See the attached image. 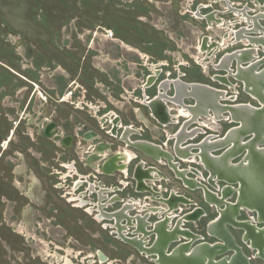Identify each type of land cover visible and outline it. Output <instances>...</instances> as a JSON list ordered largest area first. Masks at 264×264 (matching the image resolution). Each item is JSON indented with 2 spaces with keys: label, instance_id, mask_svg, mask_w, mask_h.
Instances as JSON below:
<instances>
[{
  "label": "flooded vegetation",
  "instance_id": "1",
  "mask_svg": "<svg viewBox=\"0 0 264 264\" xmlns=\"http://www.w3.org/2000/svg\"><path fill=\"white\" fill-rule=\"evenodd\" d=\"M195 1H190V8L183 14L196 10ZM214 1L216 5L208 7V11H204L206 2H197L198 14L205 19H215L223 36L230 37V42L222 47L219 42L199 45L203 47V50L197 48L203 57L205 52L213 54L204 57L211 59L205 65L198 60L197 64L202 70L209 65L224 70V73H210L212 82L231 84L230 77H233L244 82L253 95L255 77L251 60H262L255 72L264 69V54L258 53L264 48V0ZM243 41L245 44L236 46ZM255 42L259 46L256 51ZM254 52L256 58L251 59ZM137 53L140 57L141 53ZM147 59L152 68L145 74L144 90L149 93L143 91V99L142 88L134 89L138 92L136 101L147 106V117L140 113V107L133 106L130 113H124L109 109L105 103L95 114L88 111L89 115L84 119L94 120L96 127L86 121L82 123L76 114H70L68 119L69 133L61 134L59 125L53 120L43 123L41 135L65 149L57 152L58 157H53L52 174L59 181L65 178L69 182L56 186L60 188L53 194L47 191V195L31 198L29 193L25 194L27 204L31 205L30 200L37 204L27 207L23 212L25 218L32 217L38 222L36 224L42 223L34 226L36 234L32 223H24L27 229L33 227L24 231L25 236L30 235L31 240L35 237L39 244H53L55 253L50 252L46 256L48 259L50 255L60 259L58 256L69 249L71 259H67L72 260L71 264H139L142 261L161 264L158 261L160 253L178 252L177 255L183 257L197 246L220 243L222 238L218 233L230 240H223L228 250L203 253L202 258L207 261L230 260L236 252L231 243L242 247L251 264L257 258L264 260L261 255L264 254V220L258 209L244 203L233 207L238 201L241 184L232 173L247 165L250 155L257 151L244 146L253 134L243 135V132L238 137L234 134L228 144L223 139L231 128L240 124L232 120L229 111L222 109L223 105L248 102L222 103L224 98L234 101L239 95L228 97L227 90L209 82L186 80L187 70L177 69L187 64L177 66L173 57L170 60L167 57L164 62ZM147 63L138 62L143 66ZM173 68L179 78L175 77ZM72 80L76 81L75 78L69 81ZM77 90L76 86L72 91L74 103L80 97ZM262 91L258 87V92ZM209 95L214 97L207 104ZM84 97L87 98V94ZM189 98L192 102H187ZM172 104L191 110L190 115H185L182 107L175 108ZM86 106L88 103L83 108ZM237 111L244 110H235V117ZM202 115L211 119L226 117L232 125L214 136L205 128V123L197 121ZM51 123V131L46 132L45 127ZM256 130L259 132L260 128ZM232 134L233 131H229L227 138ZM84 143L81 154L80 145ZM255 143L257 148L264 147V142ZM225 209L227 220L222 226L213 227ZM127 246L135 252H130ZM245 246L254 252L250 254Z\"/></svg>",
  "mask_w": 264,
  "mask_h": 264
},
{
  "label": "rangeland",
  "instance_id": "2",
  "mask_svg": "<svg viewBox=\"0 0 264 264\" xmlns=\"http://www.w3.org/2000/svg\"><path fill=\"white\" fill-rule=\"evenodd\" d=\"M190 1L0 0V264L72 263L67 259L70 258L69 249L58 256L60 259L51 255L48 259L46 256L50 252L55 253L53 244H39L35 237L31 240L30 235L24 233L35 225H42L36 224L38 222L32 217L25 218L23 212L27 207L37 205L31 200V205L27 204L25 194L29 193L30 198L47 195V191L53 194L60 188L56 186L69 182L65 178L59 181L52 174L53 157H58L57 152L65 149L41 135L43 123L53 120L59 125L61 134L69 133L68 119L70 114H76L82 123L86 121L96 127L94 120L84 119L88 111L95 114L105 103L109 109L124 113H130L133 106L140 107L142 115H149L147 106L136 101L138 92H134L135 88H142L141 98L144 92L149 93L144 90L145 74L152 68L147 63L148 57L158 62L173 57L177 66L187 64L177 69L187 70L186 80L209 82L227 90L228 97L239 95L234 101L222 99V103L263 105L241 80L230 77L231 84L212 82L209 74L224 73V70L208 64L203 72L197 64V60L202 64L210 61L204 57L213 54L205 52L203 57L197 49L199 45L219 42L221 47L227 46L230 37L223 36L215 19H205L198 14L197 2H206L204 11H208V7L216 5L214 0H196V10L183 14L190 8ZM241 44L245 41L236 46ZM258 47L256 43L255 48ZM262 50L258 52L261 55L264 48ZM140 60L147 65H139ZM218 61L219 58L216 63ZM177 70L173 68V73L179 78ZM74 78L75 82L69 81ZM76 86L80 97L74 103L72 91ZM63 98L66 100L61 101ZM192 100L189 98L187 102ZM86 103L89 106L83 108ZM199 117L197 121L205 123V128L214 136L232 125L226 117L215 120L209 116ZM85 144L78 149L81 154ZM27 222L33 227L27 229L24 225ZM127 247L135 252L134 248ZM245 248L250 254L254 252ZM144 263L151 264L150 261L139 262ZM252 263L264 264V260L257 258Z\"/></svg>",
  "mask_w": 264,
  "mask_h": 264
},
{
  "label": "water",
  "instance_id": "3",
  "mask_svg": "<svg viewBox=\"0 0 264 264\" xmlns=\"http://www.w3.org/2000/svg\"><path fill=\"white\" fill-rule=\"evenodd\" d=\"M261 71H264V69ZM261 94L263 96H258V93L256 94V97L263 103V105L260 107L254 106L251 103H244L236 105H223L222 109L225 111H229L232 120L240 122L238 126L229 130L233 131V134L229 138H227L229 131L227 132L226 136L223 138L226 141L225 143L228 144L230 140H233L234 134H236L238 137L244 132L243 135L253 134V138H251V140L247 142L248 144H244V146L249 147V149L253 148V150H257L255 151L253 156L250 155L249 163L247 165L242 167L240 166L239 169L237 168L235 172L232 173V175L234 174L233 177H235L236 180H238L241 184L238 201L233 205V207L237 208V206L241 203L251 204L258 209L260 218L264 220V147L262 146L261 148H257V145L255 143L257 141L260 143L264 142V90L261 92ZM239 109L249 111L248 116H250V118H248V121L247 117L243 118L234 116V111ZM52 126V123L49 124L46 127V132H49ZM255 127L263 128V130L261 132L259 131L258 133L255 130ZM253 159H256L258 161L255 162L253 161ZM226 213L227 209L221 211V216L219 220L215 222L214 226L218 224L222 226L224 224L225 220H227ZM211 230H213L212 227ZM218 234L220 238H222V241L220 243H216L214 245L203 244L197 246L189 254H184L183 257L177 255L178 252H172V254L169 255H163L162 253H160L161 256L158 261L161 264H251L249 258L244 254L242 247L235 243H231L232 248H234L236 252L230 260L211 262L207 261L206 258H202L203 253L214 254L228 250V245L223 243V240L226 239L227 241L228 237L224 234ZM228 242H230L229 239ZM261 255L264 256L263 253H261Z\"/></svg>",
  "mask_w": 264,
  "mask_h": 264
},
{
  "label": "bare ground",
  "instance_id": "4",
  "mask_svg": "<svg viewBox=\"0 0 264 264\" xmlns=\"http://www.w3.org/2000/svg\"><path fill=\"white\" fill-rule=\"evenodd\" d=\"M243 18V17H242ZM244 19V18H243ZM253 22V21H252ZM263 31H264V29H263ZM256 43V42H255ZM199 48H201V50H203V47L202 46H200ZM206 49V48H205ZM254 51H256V48L254 49ZM256 54H255V52L254 53H252L251 54V59H252V57H254ZM239 58V57H238ZM246 59V58H245ZM244 60V59H243ZM252 61V69H253V76L255 77V78H253V83H252V92H253V94L256 96V94L258 93V96H263L261 93H259L258 92V87L259 88H262L263 90H264V71H261V72H256V73H254L256 70H254L255 68H257L258 66H259V64L262 62V60H260V61H257V60H254V59H252L251 60ZM241 63V62H240ZM243 68V67H242ZM187 85H189V84H187ZM225 93V92H224ZM220 94H221V92H220ZM219 94V95H220ZM226 94V93H225ZM223 95H221V97H222ZM226 96V95H225ZM209 97V99L206 97V99H207V104L208 103H210V101L213 99V97L214 96H211L210 97V95L208 96ZM221 97H219V98H221ZM225 99V98H224ZM210 107V106H209ZM183 111H184V114H186V115H190V112H191V110H190V112H189V110H185V109H183ZM245 111V112H244ZM244 111H242V112H236L237 114H238V116H239V114H241V116L243 117V118H245V117H247V121H248V118H250V116H248L249 115V111H247V110H244ZM217 115V114H216ZM237 116V115H236ZM228 117V116H227ZM212 119H217V116L216 117H213ZM251 122V121H250ZM256 129H257V127H255ZM255 129V130H256ZM262 130H263V128H262ZM261 130V131H262ZM257 131V130H256ZM258 132V131H257ZM259 133V132H258ZM237 136V135H236ZM235 137V136H234ZM258 147V146H257ZM103 151V150H102ZM120 156V155H119ZM249 161V160H248ZM116 162V161H115ZM257 162V161H256ZM234 172V171H233ZM192 217V216H191ZM220 218V217H219ZM219 220V219H218ZM215 224V223H214ZM214 224L212 225L213 227H214ZM215 226H217V227H219V224L218 225H215ZM212 227V228H213ZM214 231V230H213ZM250 231H252V229H250ZM249 235V234H248ZM261 236V235H260ZM254 238V237H253ZM248 239V238H247ZM185 245V244H184ZM191 245V244H190ZM187 246V245H186ZM184 249V248H183ZM177 253V252H176ZM263 253V252H262Z\"/></svg>",
  "mask_w": 264,
  "mask_h": 264
}]
</instances>
